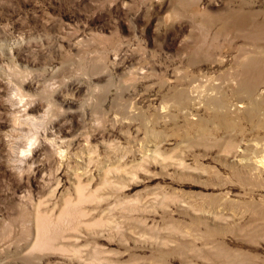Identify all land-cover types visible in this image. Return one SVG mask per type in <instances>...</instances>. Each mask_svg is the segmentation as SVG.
Segmentation results:
<instances>
[{"label": "rangeland", "instance_id": "rangeland-1", "mask_svg": "<svg viewBox=\"0 0 264 264\" xmlns=\"http://www.w3.org/2000/svg\"><path fill=\"white\" fill-rule=\"evenodd\" d=\"M0 67V264H264V0H0ZM28 72L72 140L20 177Z\"/></svg>", "mask_w": 264, "mask_h": 264}, {"label": "bare ground", "instance_id": "bare-ground-1", "mask_svg": "<svg viewBox=\"0 0 264 264\" xmlns=\"http://www.w3.org/2000/svg\"><path fill=\"white\" fill-rule=\"evenodd\" d=\"M7 71L14 79H16L21 72L20 68H10V66H8ZM31 75L32 73L28 72L27 77L20 79L19 85L17 84L18 86L13 85L12 82L16 81L14 79L10 80L6 78L3 80L6 87L4 88L5 96L4 101L2 100V108L8 112V115L6 114V118L3 122L4 126L8 128V131L5 134L6 137L2 140V144L8 148L9 165L14 169H18L20 177H23V172L26 168V165L22 166V164H28L30 160L31 163L34 162L33 157H29L30 159L25 157L27 155L30 156V153H32L33 150L36 151V149H34L36 142L41 144V141L43 140V144L40 145L39 150L36 151L37 157L45 155L48 151L50 154L54 151L51 150V147L55 144L59 148H62L60 149L61 152H65V148L68 147L66 143V139L68 138L64 134L66 131L65 128L69 127V121H67V106H69V114L73 111V109L71 110L70 108L71 102L69 101H64V105H58L56 102L47 99L49 103L46 106L43 103V100H40L41 97L39 98V96H45V93L48 94L49 90L48 87H46L47 85H43L44 87L37 94L29 93L28 87H37L39 86V83L37 82L40 81L38 76L31 77ZM34 79H36V82ZM42 108L45 110L40 112ZM56 122L61 126L57 131ZM63 126L65 128H63ZM54 133L56 135L55 137H52ZM58 135H60V137ZM68 140L72 139L69 138ZM47 157H49V155ZM259 161L261 162H259L258 165L263 166L264 154Z\"/></svg>", "mask_w": 264, "mask_h": 264}]
</instances>
